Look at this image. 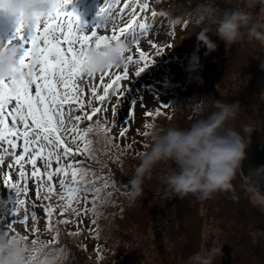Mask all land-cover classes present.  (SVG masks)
Segmentation results:
<instances>
[{
    "label": "rangeland",
    "instance_id": "obj_1",
    "mask_svg": "<svg viewBox=\"0 0 264 264\" xmlns=\"http://www.w3.org/2000/svg\"><path fill=\"white\" fill-rule=\"evenodd\" d=\"M88 1L91 3V0H74L72 7L80 15L82 22L86 26L91 27L99 21V18L96 15L97 10H91ZM189 1L193 0H162L161 2L149 0L150 8L146 13V17L153 24V28L149 30L147 36L141 39L139 45L142 50L149 54V67L137 78L134 76V72L138 66H129L130 79L121 83L122 86L131 84L132 92L130 95L132 99L137 97V103L133 114L130 116V106L126 100L120 105L118 114L115 117L118 123L128 128L127 135L117 142L120 138V127L113 128L112 132L109 133L113 137V144L119 145V148L112 147L110 150L98 153L100 159L109 162L108 167H102L94 161H85L88 167L100 172L110 173L111 180H119V182L115 183V186L104 189L105 194L111 193L107 202L97 203L94 210L86 212L84 211L85 208L91 209L92 205L91 203L85 205L83 199H81L79 204H73L77 212L81 213L80 215H76L71 208L61 215V206L64 201L59 196L61 191L59 187L60 177L53 178L57 194L52 195L48 199L54 209L53 221H69L67 224L58 225L61 229V234L55 247L63 246L68 256L58 260L57 264H66L69 257L72 260V264H186L187 258L201 249H206L203 245L207 243L209 248H216L218 252L222 246H230V264H264V206L258 203L262 197L252 189L249 180L241 175L239 168L236 173H239L246 180L248 188L246 191L240 190L238 192L245 209L242 210L240 204H235V210L239 212L235 213V219L222 218V216L215 214V205L211 206V203L209 205L198 202L195 196L189 195L185 197L186 200L181 201L183 206L188 205V214L184 213L185 222L180 231L177 232L176 235L178 236H175L173 235V229L177 228V226H173V222L163 224L161 217L157 216L156 224V220L152 222L151 214L149 218L144 216L143 219L144 203L142 201L145 199L143 195L137 198L134 203L129 202V184L127 182L132 177L135 167L139 164L142 147L141 140L147 136L144 133H149L151 128L146 129L144 126L140 133L134 132V130L139 129L148 121L149 117L145 116V112L146 110H152L155 106L161 109V105H167L166 109L165 107L162 108V111L155 107L153 112L160 111L162 114L155 118L151 117L149 119L151 122L161 119L168 112H171L169 116L173 115L172 111L176 104L174 90H179L178 86L181 85L182 93L189 95L187 91L193 86L194 81L183 87L182 81L189 75L186 71L188 58L198 46L197 36L202 30L187 24L183 25V28L178 24H172L174 17H177L178 20L183 18L185 11L191 6ZM249 4L252 6L249 7ZM91 5L96 7V3ZM227 8H230L228 11L235 10V8L248 10L256 22L260 24L264 22V2H261V0H233L230 4L225 5V9ZM152 11L160 14L163 12L164 16L161 18L157 15L152 17ZM153 20L155 21L152 22ZM15 27L16 22L14 19L0 16V43H7L12 39ZM24 34L27 38L30 34L29 27H25ZM99 34H110V31L101 29ZM212 36L210 37L213 40ZM245 41H251L253 44ZM129 42L127 40L124 41L125 44ZM150 42L157 43L158 48H163L164 51L158 53L157 49L151 47ZM258 42L262 45L260 41L250 40L245 34L238 42L229 46L219 41V54L214 52L210 55L202 56L200 60L202 68L198 72V77L203 80V83L196 82L194 91H197L198 94L195 99L202 102V105H199L202 108H204L207 99L209 102L205 106L208 107L207 110L201 111V113L205 112L204 115L198 114V120L203 119L209 112L214 110L212 105H210L211 101L221 100L227 103L238 101L241 109L237 114L236 120L247 121L249 117L250 123L255 124L253 129L259 128L260 134L264 117V71H261L259 66L262 63L260 58L261 55H264V50L261 51L259 44H257ZM13 43L17 42L14 41ZM169 44L171 47H168ZM220 46L223 47V54L220 52ZM262 47L264 48V45ZM201 51H204V54L206 49ZM201 51L199 50V52ZM128 54H134L135 58H139L138 53ZM213 61H217L216 64H218L219 68L217 73L214 74L216 76L210 75L204 79L203 71L209 68ZM139 66H143V62ZM257 67L259 72H256ZM112 71L122 73L123 67ZM99 76L96 75V78L90 80L89 84H96L98 91L102 92V89L99 88ZM105 80H107V77H105ZM166 83L169 84L165 86ZM85 94V99H87L90 96L87 86L85 87ZM206 95H210V98ZM181 102V98L178 97L177 114L182 109ZM113 104H115V97H112L111 102L108 104V111L103 113L101 119L106 118L109 122L113 120L111 111ZM14 105L15 101L8 106L6 114ZM141 105H144V107ZM95 120L96 117L89 123H94ZM175 120L176 122L171 124V126L185 128L186 125L183 122H186L188 118L183 116ZM163 121L158 126H162ZM17 124L19 127H23L19 123V116ZM87 124L85 121L83 126ZM168 126L170 125H165L164 127ZM249 134L245 135V139ZM149 139L147 138V143L144 144L147 148L149 147ZM21 145L22 141H19L18 147L22 149H17V154L23 150ZM5 147H7L6 144ZM129 149H136L140 153L129 156ZM0 154L5 157V163L0 165V184H2L3 188L1 190L7 193L8 189L3 187L2 181L4 174L9 171L7 164L12 163L13 158L7 153L0 152ZM101 155H104V157ZM119 159L121 162L116 161ZM53 167H55V163ZM122 167H125L123 175L119 172ZM164 167V165L156 166L153 170L152 178L146 180L148 182L153 181L155 172L162 170ZM14 169L18 170V167L15 166L11 174L15 172ZM70 178L69 176L68 179ZM27 182L29 191L36 188L35 180L32 179ZM122 182L126 184L122 185ZM97 183L101 182L98 181ZM159 187L160 189H156L153 192L155 195L159 194L163 186L159 184ZM30 198L28 207H31L37 201L34 194H31ZM162 199H165V197ZM182 204L179 202L172 204L170 202V210L175 211L174 205L181 210ZM37 206L39 207V203H37ZM26 209L29 214L27 226L21 223L15 224L13 230L10 231V235L19 237L27 235L29 237L27 243L30 247L31 239H37L41 244H47L52 236L55 235L54 232L48 230V218L37 212L35 207ZM33 212L37 215L35 222L31 219V213ZM173 212H168L167 214ZM230 212L234 217V212ZM23 215L24 212H20V216L15 219H22ZM138 217L139 221L137 220ZM146 221H148V226L145 229ZM136 224H141V227H143L138 234V226ZM232 225H234V228H238L235 231L240 230L241 232H232V228H230ZM244 226L247 234L244 233ZM4 228V220L0 218V232ZM33 228L36 229L35 232L32 231ZM69 233L78 234L70 235ZM188 241L192 245L194 244V249L189 247ZM49 246L52 247V245ZM214 264H221L219 254L216 256Z\"/></svg>",
    "mask_w": 264,
    "mask_h": 264
},
{
    "label": "snow or ice",
    "instance_id": "obj_2",
    "mask_svg": "<svg viewBox=\"0 0 264 264\" xmlns=\"http://www.w3.org/2000/svg\"><path fill=\"white\" fill-rule=\"evenodd\" d=\"M73 3L74 0H58V6L47 17L42 20L37 18L36 26L29 27L27 38L24 34L26 26L22 20L17 21L15 33L7 42L13 51L19 53L16 71L21 74L27 72L29 80L25 85L14 88L16 79L13 73L9 81L0 82V152L13 158L12 163L7 164L8 169L19 166V179L14 180L10 172L3 176V187L15 194V201L10 213L12 220L0 232V239L9 238L11 241L15 238V235H10V231L17 223L27 226L29 214L26 208L23 218L15 219L20 216V209L25 205L24 198L30 190L25 164L32 167L31 178L36 183L37 200H48L56 195L53 178L60 177L59 196L64 201L61 215L69 208L80 215L73 204H79L81 199L85 205H92L91 209L85 208L84 211L94 210L97 203H106L111 196V193L105 194L104 189L115 186L110 173L88 167L85 161L91 160L108 167L109 162L100 159L98 153L112 147L119 148V145L113 144V137L109 133L115 127H120V137H125L128 132V128L118 123L115 117L120 105L126 100L129 102L130 116L137 103V97L132 99L130 95L131 84L122 86L121 83L130 79L129 66H138L134 72L137 78L149 67V54L139 46L141 39L153 28L146 17L150 8L149 0H104L96 13L99 21L91 27L82 22L72 7ZM156 15L157 12H151L152 17ZM101 29L110 31V34H99ZM126 40L130 42L125 44ZM14 41L17 43L14 44ZM111 42H123L127 46V53H138L139 58L128 54L122 73H115L112 71L114 68H110L101 74V92L96 84H89L96 75L86 72L83 65L89 51L95 49L99 52ZM150 43L158 53L164 51L158 48L157 43ZM141 62L143 66H139ZM86 86L90 92L87 99ZM112 97H115V104L111 108L113 120L109 122L101 117L108 111ZM13 101L14 107L7 111V115L12 117V126H8L5 112ZM166 106L161 105V108ZM161 114L160 111L145 112L146 117L153 118ZM17 116L23 127L18 126ZM94 117V123L83 126L85 121L92 122ZM152 127L151 123H145L146 129ZM19 141H22L23 150L17 154ZM78 156L85 159H76ZM4 163L5 157L0 154V165ZM41 163L43 168L39 166ZM0 207L5 205L0 204ZM43 210L48 217V230L55 235L47 244H41L37 239H31V247L27 243V264H57L58 260L68 256L63 246L55 245L61 234L58 225L69 221H53L54 209L50 204L45 205ZM31 219L36 221L35 212L31 213ZM20 238L26 242L29 240L27 235ZM66 264H72L70 257Z\"/></svg>",
    "mask_w": 264,
    "mask_h": 264
},
{
    "label": "clouds",
    "instance_id": "obj_3",
    "mask_svg": "<svg viewBox=\"0 0 264 264\" xmlns=\"http://www.w3.org/2000/svg\"><path fill=\"white\" fill-rule=\"evenodd\" d=\"M57 6L58 0H0V16L12 18L15 22L22 20L26 27H35L37 18L42 20ZM208 24L209 27L198 34V46L188 58L186 71L190 77L202 68L199 46L206 49L205 56L218 48L217 43L208 35L212 28L213 34L226 46L236 43L245 34L250 40L260 41L264 45V24L256 22L249 11L237 9L212 14ZM127 52V46L123 42H111L99 52L93 49L87 55L84 70L93 75H101L110 68H121ZM18 60L19 53L13 51L11 45L0 43V82L9 81L15 73L14 88L27 83V72L21 74L16 71L19 67ZM260 70L264 71V63L260 64ZM196 80L203 83L199 77ZM212 108L213 111L187 128H151L149 147L128 181L130 203L143 195L144 182L152 178L153 170L158 165H164L166 169L162 180L168 198L183 199L192 195L197 199H208L214 193L232 187L231 182L245 159L248 146L245 136L233 126L241 106L238 101L227 103L214 100ZM242 130L244 133L251 132L248 125ZM258 203L264 206V198ZM26 247L27 242L19 236L11 241L9 238L0 239V264H27L29 253L25 250ZM218 254L216 248L201 249L190 255L186 264H214Z\"/></svg>",
    "mask_w": 264,
    "mask_h": 264
},
{
    "label": "trees",
    "instance_id": "obj_4",
    "mask_svg": "<svg viewBox=\"0 0 264 264\" xmlns=\"http://www.w3.org/2000/svg\"><path fill=\"white\" fill-rule=\"evenodd\" d=\"M188 2V1H187ZM231 2H233V0H193V1H189V4L191 5V11L188 12V14L185 16V22L191 23L194 27H197V29L203 30L205 28L209 27L208 24V19L210 17V15L212 14H222L224 12H226V10L228 11L230 8L225 9V5L230 4ZM238 8H235V10H237ZM248 11V10H245ZM210 32V31H209ZM208 32V33H209ZM214 28H212V31L210 32L209 36L214 35ZM213 41H215L218 45L219 48V39L214 35L212 36ZM238 42V41H237ZM246 43H250L253 44L251 41H245ZM257 44H259V48L262 50H264V48L262 47V45L258 42ZM217 48V50L215 51L217 54H219V49ZM202 49H205L202 45L199 46V50L201 51ZM223 47L220 46V52L221 54H223ZM204 51L199 52V56H200V60L202 59V56ZM214 53V52H212ZM211 53V54H212ZM210 55V54H209ZM261 62H264V55H261ZM217 61H213L212 64L210 65L209 68H207L205 71H203V77L204 79L207 78L210 75L216 76L214 74L217 73L218 68V64H216ZM260 67V66H259ZM259 72V68L257 67L256 72ZM195 76H199L198 73H194L191 77L190 75H187L185 77V79L182 81L183 83V87L186 84H189L191 82H193V86H191V88L189 89V91H187V94L189 93V95H184L182 93V88L181 85H179L178 87L180 88L175 89L174 93L176 94V104H175V108L172 111L173 115L169 116L171 112H168L167 114L165 113L161 119H158L156 121L151 122V124L153 126H158L160 123L163 124L162 126L164 127L165 125H170L174 124V122H176L175 119H179L181 117H185L188 118V120L186 122H183V124L186 125L185 128L189 127L192 123H194L195 121L198 120V114H203L201 113L202 110L206 111L208 107H205L206 104H208L209 100L207 99L204 108L199 107V105H202V102L197 101L195 99L196 95L198 94L197 91H194V87L196 85V78ZM203 81V80H202ZM196 88V87H195ZM185 91V90H184ZM186 93V91H185ZM208 96V98H210V95H206ZM180 97L182 102H181V106L182 109L181 111H179V113L177 114L176 111L178 109V105H177V98ZM183 97V98H182ZM210 105H212V101L210 103ZM211 110V107H210ZM209 110V111H210ZM250 116V115H249ZM246 117V116H245ZM194 119H196L194 121ZM247 121L241 120V121H237L235 120L234 122V127L235 130L240 132L242 136H245L247 133L243 132V127L245 125H248L251 130H253V128L255 127V124L250 123L249 121V117L247 118ZM169 122H171L169 124ZM145 126V124H144ZM138 133H140L139 131H137ZM150 132L151 129L149 130V133L146 137L143 138L141 144V157L143 156L144 152L147 150V146L144 145L147 143V138H150ZM129 156L133 155V154H138L140 152L136 151V149H129ZM102 157H104V155H101ZM117 162H121L120 159L116 160ZM88 162H91V160H88ZM125 171V167H122L119 172L120 174L123 175ZM165 167L162 170L156 171L155 172V176H154V180L148 182L147 180H145L144 185H143V196H144V201H142L144 203L143 205V219L144 216H147V218H149L150 214L152 215V222L156 220V224H157V216L161 217L160 219L162 220L163 224L166 223H171L173 222V226L176 225L177 228L173 229V235H176L177 232L180 231V228L183 226V223L185 222V214H188V205H184L182 204L181 201L186 200V198L180 199L178 197H173V198H168V196L165 193V185L163 184V180L162 177L165 175ZM161 173V174H160ZM119 182V180H116L115 183ZM236 182V184H235ZM126 184L125 182H122V185ZM128 184V182H127ZM159 184H161L163 187L161 188V191L159 192V194H154L153 192H155L156 189H160ZM232 187L228 190L225 191H219L214 193L210 198L208 199H198V202H202V203H207L211 206L215 205V209L214 212L215 214L225 217L226 219H235L236 214L235 213H239L237 210H235V204H240L242 207V210L245 209L244 203L242 202L240 195L238 194V192L240 190H247V186H246V180L243 179L239 173H236L235 178L232 180L231 182ZM165 199H162L164 198ZM195 199H197L195 197ZM170 202L172 204H175L176 202H179L182 204V209L180 210V208L175 207V211H171L170 210ZM147 208V209H145ZM177 208V209H176ZM224 209V212H223ZM228 209H230V211L234 212V217L232 216V213L230 211H228ZM168 212H173L171 214H167ZM223 212V213H222ZM222 213V214H221ZM138 221L140 220L139 217L137 219ZM138 226V233H140L143 229V227H141V224H136ZM148 226V221H146V225H145V229ZM246 226V225H245ZM244 226V233L247 234V231L245 229ZM230 228L232 232L237 233L239 231H235V229L238 228H234V225H232ZM229 228V229H230ZM165 232L167 234L166 228L164 227ZM228 229V230H229ZM226 230V229H224ZM241 232V231H240ZM146 234H147V230H146ZM187 244L189 245L190 248L194 249V244L192 245V243L189 241L187 242ZM208 244V243H207ZM207 244H204V248L206 247V249H209V247L207 246ZM211 247V246H210ZM230 247V246H229ZM203 248V247H202ZM231 248V247H230Z\"/></svg>",
    "mask_w": 264,
    "mask_h": 264
},
{
    "label": "water",
    "instance_id": "obj_5",
    "mask_svg": "<svg viewBox=\"0 0 264 264\" xmlns=\"http://www.w3.org/2000/svg\"><path fill=\"white\" fill-rule=\"evenodd\" d=\"M248 146L245 150V159L239 168L241 175L249 180L252 189L264 198V117L259 128L251 130L246 138ZM221 264H230L231 251L227 245L219 250Z\"/></svg>",
    "mask_w": 264,
    "mask_h": 264
}]
</instances>
